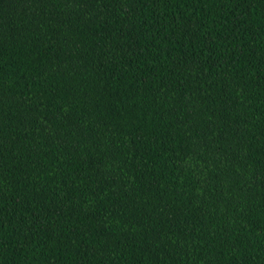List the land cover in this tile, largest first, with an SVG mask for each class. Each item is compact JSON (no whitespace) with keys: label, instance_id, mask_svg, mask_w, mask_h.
<instances>
[{"label":"trees","instance_id":"1","mask_svg":"<svg viewBox=\"0 0 264 264\" xmlns=\"http://www.w3.org/2000/svg\"><path fill=\"white\" fill-rule=\"evenodd\" d=\"M0 264H264V0H0Z\"/></svg>","mask_w":264,"mask_h":264}]
</instances>
